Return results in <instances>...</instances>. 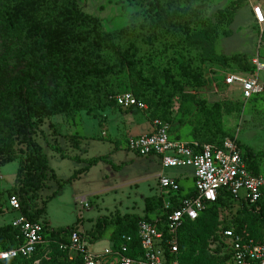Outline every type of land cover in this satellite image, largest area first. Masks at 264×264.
Instances as JSON below:
<instances>
[{"label":"trees","instance_id":"trees-1","mask_svg":"<svg viewBox=\"0 0 264 264\" xmlns=\"http://www.w3.org/2000/svg\"><path fill=\"white\" fill-rule=\"evenodd\" d=\"M209 1L151 0V16L140 23L105 32L101 20L86 13L76 0H0V36L7 40L5 48L0 50V167L19 158L15 146L23 156L15 186L0 192V200L4 195L15 196L21 213L30 221H38L37 217L45 209L36 208L35 200L50 170L45 153L34 139L39 126L56 115L72 118L79 111L91 113L115 105V97L120 94L115 81L124 74L128 75L133 91L123 92L154 108L153 120L168 124L171 99L183 97L180 108L186 109L185 114L192 118L189 121L191 140L220 146L229 137L223 129L222 116L236 111L239 104L208 102L202 96L201 91L207 84L202 66L204 62L224 68L246 66L237 56L219 52L220 40L231 34L229 26L236 4L232 2L219 11L216 22L203 21L202 13ZM154 61L159 62L158 69L152 68ZM250 66L254 73L251 62ZM238 145L248 169L258 173L264 149L254 151ZM52 150L62 159L67 158L60 147L54 146ZM71 159L81 160L76 156ZM103 160L106 159H86V168ZM21 174L23 178H19ZM192 194L190 191L188 195ZM233 203L242 207L247 223L260 229L259 234L252 235V227L245 223L237 225L235 233L254 241L264 238V189L256 203L237 201L222 193L206 209ZM161 205L159 198L149 197L144 200L146 214L143 216L97 217L88 242L96 243L104 232L113 228L114 249L125 235L133 238L132 247L138 249V222L149 220L146 215ZM205 213L206 210L179 229L178 261L180 249L186 245L180 240L181 231L199 223ZM42 222L43 236L48 243L41 245L29 259L15 258L0 264H26L49 247H54L67 264H79L69 262L66 251L58 245L68 243L73 227L51 228ZM19 236L10 224L1 225L0 248L17 247ZM165 236L168 237L167 233Z\"/></svg>","mask_w":264,"mask_h":264},{"label":"rangeland","instance_id":"rangeland-1","mask_svg":"<svg viewBox=\"0 0 264 264\" xmlns=\"http://www.w3.org/2000/svg\"><path fill=\"white\" fill-rule=\"evenodd\" d=\"M76 2L86 13L101 20L105 32L140 23L153 14L151 0ZM232 2L236 6L229 26L231 34L220 40L219 52L225 56H237L246 67L224 68L204 62L202 72L207 84L201 94L208 102L239 104L236 111L222 116L223 129L238 144L261 151L264 149V71L257 75L262 92L247 101L241 98L239 85H226L225 75H239L242 72L245 76H252L250 61L258 58L264 63V39H260L259 29L250 13L251 3L258 2L264 7V0H210L202 13V19L216 22L217 13ZM6 42L0 36V50L5 48ZM153 67L158 69L159 62L154 61ZM115 88L117 94L126 90L133 91L127 74L116 79ZM182 99L183 97H176L170 101L171 121L168 124L172 137L184 136L188 129L189 133L192 129L189 125L192 118L185 114L186 109L180 108ZM146 106L147 110L139 111L126 108L117 102L103 111H79L72 118L56 115L42 122L34 139L45 153L50 170L47 171L46 179L35 200L36 208L45 209L37 217L38 221L46 222L51 228L72 226L73 230H81L88 242L97 217L146 214L139 196L146 192V181L151 183L148 185L149 190L155 194V176L161 171L160 162L157 157H140L125 147V138L150 131L149 124L155 116V110L147 103ZM54 146L60 147L67 158L62 159L59 153L53 151ZM18 149L15 146L19 158L0 167V192L15 186L16 173L23 159ZM75 156L81 160L71 159ZM94 157H104L106 160L86 168L85 160ZM151 160L153 161L150 162ZM258 171H264V160L258 163ZM74 172L76 174L73 176ZM180 174L187 175L185 180L180 178L183 192H186L192 187L189 170H164L166 176ZM19 178H23V175ZM158 211L159 209L155 210V214ZM155 214L148 213L146 217L153 220ZM205 214L199 223L181 231L180 240L185 241L186 245L180 249V264H225L223 259L227 240L221 234L225 228L235 230L237 225L246 223L252 227V235L259 234V228L247 223L239 204L212 206L206 209ZM11 216L1 215L0 226L6 224ZM112 229L104 232L102 239L96 243L88 242L90 249L100 253L108 245H112ZM26 264L67 263L54 247H49Z\"/></svg>","mask_w":264,"mask_h":264},{"label":"built area","instance_id":"built-area-1","mask_svg":"<svg viewBox=\"0 0 264 264\" xmlns=\"http://www.w3.org/2000/svg\"><path fill=\"white\" fill-rule=\"evenodd\" d=\"M250 13L259 29L260 39H264V7L253 2ZM254 73L226 74L225 83L240 86L241 98L249 100L262 92L257 80L264 71V63L258 58L251 61ZM139 111L147 110L146 104L138 101L131 93L123 92L115 97V103ZM149 132L126 138L125 147L140 157H157L162 170L189 169L191 171L192 195L183 192L177 178L164 174L157 176L158 198L161 207L155 219L143 220L137 224L138 249L133 246V238L125 235L117 248L108 245L102 252L90 249L84 233L78 229L69 234L68 243H59L66 251L69 262L79 264H179L178 231L187 221H194L215 203L222 194H228L237 201L256 203L264 189V171L251 173L246 165L243 150L235 139L226 137L220 146L182 141L172 137L168 124L158 119L152 120ZM12 215L7 224L19 232V243L12 249L0 248V262L15 258H31L43 244L44 224L30 221L21 213L15 196H3L0 200V216ZM167 233L168 237L165 236ZM227 240L224 251L225 264H264V238L260 241L241 237L234 230L222 231ZM168 251V255L166 252Z\"/></svg>","mask_w":264,"mask_h":264},{"label":"crops","instance_id":"crops-1","mask_svg":"<svg viewBox=\"0 0 264 264\" xmlns=\"http://www.w3.org/2000/svg\"><path fill=\"white\" fill-rule=\"evenodd\" d=\"M149 128L151 129V126H150V124H149ZM149 129V130H150ZM188 131H189V129H188ZM186 132V134L184 135V136H182V135H180V137H177V136H175L177 139H179V140H182V141H186V142H190L191 141V137L189 136V132ZM149 132V131H148ZM147 133V132H146ZM137 135H140V134H137ZM137 135H133V136H137ZM183 138H182V137ZM129 137H132V136H129ZM129 137H127V138H129ZM125 140H126V138H125ZM153 160H151L150 162H152ZM189 170V169H188ZM189 172H190V174H189V176L191 177V171L189 170ZM159 174H164V170H162V168H161V171L159 172V173H157V175L155 176V180H156V182H157V176L159 175ZM169 177H174V178H177L178 179V181L180 182V178H183L184 180L187 178V175L186 174H180L179 176H169ZM192 179V178H191ZM151 185V183H149L148 181H146V183H145V193H142L140 196H139V198L141 199V202H142V204H144V200H145V198H149V197H155V198H158V196H157V194H158V187H157V183H156V188H154V191H155V194L153 195V193L149 190V187H148V185ZM152 187H153V185H152ZM154 187H155V185H154ZM190 189L191 188H188V191H190ZM134 193H136V192H134ZM149 194V195H148ZM134 195V194H133ZM136 195V194H135ZM134 195V196H135ZM138 198V199H139ZM131 202H133V200H131ZM81 231V230H80Z\"/></svg>","mask_w":264,"mask_h":264}]
</instances>
